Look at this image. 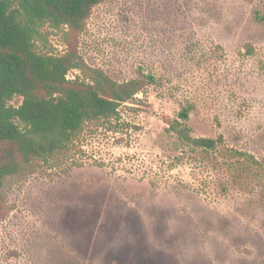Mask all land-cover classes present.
<instances>
[{
	"label": "rangeland",
	"instance_id": "obj_1",
	"mask_svg": "<svg viewBox=\"0 0 264 264\" xmlns=\"http://www.w3.org/2000/svg\"><path fill=\"white\" fill-rule=\"evenodd\" d=\"M78 41L114 81L154 82L5 187L0 264H264V0H106ZM183 108L224 142L178 145Z\"/></svg>",
	"mask_w": 264,
	"mask_h": 264
},
{
	"label": "trees",
	"instance_id": "obj_2",
	"mask_svg": "<svg viewBox=\"0 0 264 264\" xmlns=\"http://www.w3.org/2000/svg\"><path fill=\"white\" fill-rule=\"evenodd\" d=\"M106 0H0V220L5 187L69 152L87 128L112 123L119 108L152 85V76L118 83L81 53L78 37ZM64 30L66 49L44 53V28ZM78 41V42H76ZM21 98L19 106L11 105ZM190 108L166 132L191 149L214 150L223 137H195Z\"/></svg>",
	"mask_w": 264,
	"mask_h": 264
}]
</instances>
